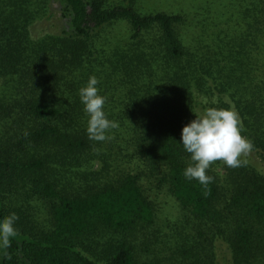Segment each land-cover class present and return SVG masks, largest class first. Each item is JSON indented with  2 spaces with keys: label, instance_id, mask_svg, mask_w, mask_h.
<instances>
[{
  "label": "trees",
  "instance_id": "obj_1",
  "mask_svg": "<svg viewBox=\"0 0 264 264\" xmlns=\"http://www.w3.org/2000/svg\"><path fill=\"white\" fill-rule=\"evenodd\" d=\"M142 2L0 0V264H264V0ZM53 5L59 32L34 37ZM91 76L119 123L103 142ZM210 107L254 147L205 188L181 134Z\"/></svg>",
  "mask_w": 264,
  "mask_h": 264
},
{
  "label": "clouds",
  "instance_id": "obj_2",
  "mask_svg": "<svg viewBox=\"0 0 264 264\" xmlns=\"http://www.w3.org/2000/svg\"><path fill=\"white\" fill-rule=\"evenodd\" d=\"M99 81L91 76L85 87L79 90L84 111L89 115L87 134L90 140L103 142L114 137L107 135L119 123L109 120L104 105L106 97L99 94ZM243 124L238 111L210 107L203 115L196 116L182 129L181 140L184 150L190 154V163L184 171L187 179H195L205 188L214 181L208 175L211 165L220 161L230 168L247 164L245 157L253 150V142L242 135ZM15 213L0 220V249L11 247L10 238L18 235ZM5 255L7 253L5 252Z\"/></svg>",
  "mask_w": 264,
  "mask_h": 264
},
{
  "label": "rangeland",
  "instance_id": "obj_3",
  "mask_svg": "<svg viewBox=\"0 0 264 264\" xmlns=\"http://www.w3.org/2000/svg\"><path fill=\"white\" fill-rule=\"evenodd\" d=\"M180 0H143L145 3H151L153 5H159L161 8V4H178ZM187 0H181V3H185ZM142 2V3H143ZM52 13L50 12L47 17H45L43 20L38 21L34 28H33V34L34 37L42 36L48 32L50 33H56L59 32L61 28V24L63 23V18L61 17L59 11L57 10L56 6L53 5ZM123 26H118L119 30H122ZM172 206L170 205L169 208H167V213L169 214L168 217H172L171 214ZM176 214V213H174ZM173 214V215H174Z\"/></svg>",
  "mask_w": 264,
  "mask_h": 264
}]
</instances>
